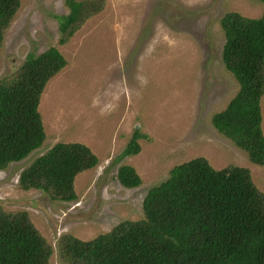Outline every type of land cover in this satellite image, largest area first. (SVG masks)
<instances>
[{
	"label": "rangeland",
	"instance_id": "rangeland-1",
	"mask_svg": "<svg viewBox=\"0 0 264 264\" xmlns=\"http://www.w3.org/2000/svg\"><path fill=\"white\" fill-rule=\"evenodd\" d=\"M64 45L54 15L68 12L64 0H20L0 47V80L10 77L28 52L55 46L66 60L40 97L38 111L45 140L25 159L0 170V209L25 211L53 248L50 264H68L57 252L64 235L89 240L124 220L142 216L146 191L164 181L170 169L203 156L213 168L238 165L249 170L264 194V166L211 124L238 86L221 60L222 16L230 11L256 18L259 0H101ZM264 134V95L261 98ZM138 154L117 156L134 130ZM57 142L85 144L98 164L74 180L77 198L53 200L18 184L20 172ZM130 165L141 183L128 189L117 180Z\"/></svg>",
	"mask_w": 264,
	"mask_h": 264
},
{
	"label": "trees",
	"instance_id": "trees-1",
	"mask_svg": "<svg viewBox=\"0 0 264 264\" xmlns=\"http://www.w3.org/2000/svg\"><path fill=\"white\" fill-rule=\"evenodd\" d=\"M64 4L67 14L54 15L59 45L102 7L101 0ZM19 7L20 0H0V47ZM220 26L221 60L238 89L212 115L211 124L252 164L264 166V9L256 18L227 12ZM65 65L61 52L50 46L39 54L28 52L17 70L0 80V170L42 146L45 133L38 104L47 82ZM141 137L135 129L115 162L138 154ZM97 164L85 144L57 142L20 172L18 184L53 200L73 201L75 177ZM116 177L128 189L141 183L130 165H120ZM141 209V218L121 221L92 239L62 236L59 256L68 264H264V194L245 167L216 169L203 156L179 163L146 191ZM52 254L27 212L0 209V264H50Z\"/></svg>",
	"mask_w": 264,
	"mask_h": 264
}]
</instances>
